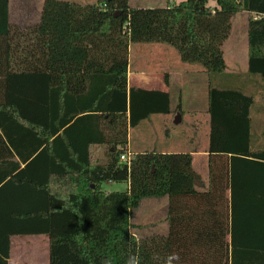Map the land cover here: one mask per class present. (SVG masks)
Returning <instances> with one entry per match:
<instances>
[{
    "label": "trees",
    "instance_id": "trees-1",
    "mask_svg": "<svg viewBox=\"0 0 264 264\" xmlns=\"http://www.w3.org/2000/svg\"><path fill=\"white\" fill-rule=\"evenodd\" d=\"M243 10L251 14L245 73L264 84V0H44L39 22L26 27L0 0V264H9L14 235L41 233L50 264H264V139L255 119L264 86L238 87L240 71L216 78ZM133 42L167 43L210 77L206 189L190 151L128 149L130 127L171 111L168 90L130 86ZM105 181L128 188L105 191ZM160 196H168V233L137 238L132 211Z\"/></svg>",
    "mask_w": 264,
    "mask_h": 264
},
{
    "label": "rangeland",
    "instance_id": "rangeland-1",
    "mask_svg": "<svg viewBox=\"0 0 264 264\" xmlns=\"http://www.w3.org/2000/svg\"><path fill=\"white\" fill-rule=\"evenodd\" d=\"M81 3H96L97 0H75ZM183 0H129V4L132 7H160L167 6L169 4L179 3ZM214 0H209V4L214 6L216 3H213ZM15 5V0L13 5ZM19 8V5H18ZM34 10H39V2H34L33 4ZM245 11H240L235 13V16L232 19V30L229 37L226 39L227 41L224 43L223 49L225 50V58L228 63V69L232 67V61L236 58V62H238V66H241L242 58L248 56V21L251 17L250 13H244ZM166 46H169L170 50H172L174 55H177L181 60L178 51L172 47L171 45L165 43ZM151 44L143 43V42H133L131 43V57L134 65H138L142 62L145 54L148 53L149 50L145 52V47L151 48ZM187 67L197 66L201 67L198 63H188L182 61ZM233 68V67H232ZM240 68V67H239ZM227 70V69H226ZM241 70V69H240ZM228 71V70H227ZM227 73V72H226ZM243 74L245 72H241L239 74ZM184 76L183 81L179 83L180 88L178 91L173 93L172 97V105H173V114H171L170 119L168 121L167 126H160L156 124V117L149 121V125L147 126V130L150 134H148L144 129L142 130L143 125L138 124L132 130V138L133 141L143 149L151 150L152 148L162 147L163 145H167L168 143H172L177 145L179 148L186 149L190 151V148L199 147L202 150L208 145V130L209 126H203L197 124V118L203 120V118L207 115L206 106L208 104V91L203 90L199 95L195 93L198 91L196 88H193L191 85V78L188 73ZM165 75H163V78ZM222 80L228 79V74L221 77ZM243 79L244 81H241ZM247 80V81H245ZM217 85H222L220 82ZM208 83H206L207 85ZM238 87L245 86L246 89H262L264 84L261 82L260 77L257 75H247L243 74L238 81ZM257 107L260 106L261 99H258ZM180 109H183L181 113ZM255 109V119L257 122L259 141L264 139V135H262V130L264 129V114L256 111ZM198 112V114L195 113ZM176 112V113H175ZM209 116V114H208ZM147 122V121H145ZM168 130V131H167ZM170 130V131H169ZM169 135H168V134ZM147 136V138H146ZM194 140V144L192 141ZM195 142H198L195 144ZM102 157V156H101ZM199 169L200 173L204 174V166L202 164V160H195V166ZM207 174V170L205 169ZM204 179V177H202ZM206 181L207 176H206ZM114 183H103L104 190H126L128 188V183L126 181H113ZM206 182V186H207ZM199 186V189H206L207 187ZM168 209V196H160V197H146L141 200L140 205L132 211V223H146L150 221L151 224L145 228H139L135 231L140 234L137 238H142L150 234H167L169 231V224L166 221L165 217ZM22 238L25 243L27 240H32L31 235H17L16 239ZM15 243L17 245V249L14 251H18V242ZM15 245V246H16ZM28 245V243H27ZM45 242L43 244L44 247ZM25 251V250H24ZM25 253V252H24ZM27 253V252H26ZM24 261V260H22ZM25 262V261H24Z\"/></svg>",
    "mask_w": 264,
    "mask_h": 264
},
{
    "label": "crops",
    "instance_id": "crops-1",
    "mask_svg": "<svg viewBox=\"0 0 264 264\" xmlns=\"http://www.w3.org/2000/svg\"><path fill=\"white\" fill-rule=\"evenodd\" d=\"M39 2L40 9L34 10L33 4L34 2ZM14 0H9V17L10 20L13 23H16L20 26L26 27L32 24H36L39 22L41 17V11L43 7L44 0H15V5H13ZM213 3H216V0H214ZM19 5V8H18ZM244 13H250L246 10ZM242 12V11H241ZM251 15V14H250ZM235 16V15H234ZM227 41V40H226ZM225 41V42H226ZM224 42V43H225ZM151 44V48L145 47V52L147 50L148 53L145 54L143 57V60L140 64L134 65L131 57V43L129 46V68H128V81L130 86L131 85H138L149 89H164L168 90L170 92V98H171V111L168 113H157L151 115L149 118L143 120L139 124L143 125L142 130H147V126L150 124L149 121H152L154 117H156V124L160 126H167L168 121L170 119L171 114H173V105H172V97L173 93L175 91H178L180 88L179 83L183 81L184 76H186L188 73L190 76H192L191 85L193 88H196L198 91L195 93L196 95H199L201 91H208V104L206 106V112L207 115L203 118V120H200V118H197V124L203 125V126H209L207 128L208 130V145L203 150L199 147H193L190 148V152L193 155V166H195V160L198 159L199 161L202 160V164L204 166V172L206 173L205 169L207 170V174L200 173L199 169L194 167L198 173L201 175L202 178L201 181H198L197 185L198 187H204L206 186V176L208 180L209 176V131H210V113H209V86H210V77L208 73H206L202 67L197 66H190L187 67L183 62L182 59L180 60L177 55H174L172 50H170L169 46H166L165 43L162 42H144ZM224 46V44H223ZM224 50V49H223ZM224 50V55H225ZM226 60V58H225ZM227 67L228 63L226 62ZM241 66H238V62H236V58L232 61V67L231 69L226 68L225 72L223 74H218L216 76L218 81H223L221 79L222 76L228 74V78L231 77L232 74H235L236 72H246L248 69V56L243 57L241 61ZM240 67V68H239ZM241 69V70H240ZM227 72V73H226ZM163 75L165 77L163 78ZM236 84L238 81H235ZM206 83H208L206 85ZM181 113L183 112V109H180ZM176 113V112H175ZM196 114H198L197 111H195ZM209 114V116H208ZM147 121V122H145ZM135 127V126H134ZM134 127H130L129 134H128V149L130 152L136 151V152H145V151H151V150H158L162 152H176V151H187L186 149L179 148L175 144L168 143L167 145H163L162 147H154L151 150L143 149L140 146H138L132 138V130ZM168 131V130H167ZM170 131V130H169ZM148 134H150L149 131H146ZM168 134V133H167ZM169 135V134H168ZM147 138V136H146ZM148 139V138H147ZM194 144V140L192 141ZM198 142H195V144ZM100 156L104 157V150L101 149ZM105 183H114L113 181H105ZM208 185V182H207ZM207 187V186H206ZM103 188V186H102ZM105 191H111V190H105ZM168 212V209H167ZM167 216V214H166ZM132 213L130 216V222L133 224V227H131V231L135 234V236H140L138 232H136V229L139 228H145L147 226H144L147 223H151L150 221H147L146 223H132ZM166 219V217H165ZM167 221V220H166ZM141 224L144 227H139L138 225ZM137 225L138 227H135ZM33 236L32 240H27V243L24 242V240L20 237L16 239L17 235H14L12 237V250H11V256L9 258V264H50V239L47 234L41 233V234H28ZM22 236V235H20ZM18 242V251L14 252L17 248V245L15 243ZM44 247H43V244ZM16 245V246H15ZM25 250V251H24ZM25 252V253H24ZM27 252V253H26ZM24 260V261H22Z\"/></svg>",
    "mask_w": 264,
    "mask_h": 264
},
{
    "label": "built area",
    "instance_id": "built-area-1",
    "mask_svg": "<svg viewBox=\"0 0 264 264\" xmlns=\"http://www.w3.org/2000/svg\"><path fill=\"white\" fill-rule=\"evenodd\" d=\"M130 160V156H129V153H123L121 154L120 156V161H129Z\"/></svg>",
    "mask_w": 264,
    "mask_h": 264
},
{
    "label": "clouds",
    "instance_id": "clouds-1",
    "mask_svg": "<svg viewBox=\"0 0 264 264\" xmlns=\"http://www.w3.org/2000/svg\"><path fill=\"white\" fill-rule=\"evenodd\" d=\"M176 260V261H179V256L177 254H173L172 257H170V260Z\"/></svg>",
    "mask_w": 264,
    "mask_h": 264
}]
</instances>
